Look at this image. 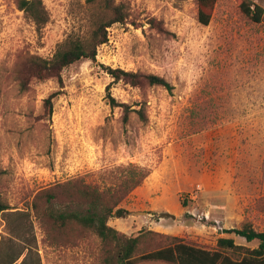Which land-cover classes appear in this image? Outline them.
<instances>
[{
    "label": "rangeland",
    "instance_id": "rangeland-1",
    "mask_svg": "<svg viewBox=\"0 0 264 264\" xmlns=\"http://www.w3.org/2000/svg\"><path fill=\"white\" fill-rule=\"evenodd\" d=\"M43 2L50 20L40 31L17 0H0V264H105L113 244L49 214L85 206L63 184L106 191L129 166L150 174L114 195L129 213L108 223L141 236L139 253L177 240L215 250L222 237L258 247L224 230L264 231V17H247L239 0H216L208 24L198 0H116L127 5L126 21L109 28L96 60L65 68L61 85L29 74L26 58L88 37L104 14L98 0ZM109 67L157 74L174 88L112 83ZM110 84L118 102L141 113L125 122L124 109L109 104ZM54 92L48 119L44 101ZM48 192L59 197L49 201Z\"/></svg>",
    "mask_w": 264,
    "mask_h": 264
},
{
    "label": "trees",
    "instance_id": "trees-1",
    "mask_svg": "<svg viewBox=\"0 0 264 264\" xmlns=\"http://www.w3.org/2000/svg\"><path fill=\"white\" fill-rule=\"evenodd\" d=\"M216 0H198V19L203 24H208L211 19V9ZM103 11L99 16L90 35L86 38L70 35L66 40L58 44L55 53L51 57L29 55L26 58L28 73L40 81L55 79L63 84V71L68 66L81 60H96L98 48L108 42L109 28L115 23H124L129 15L125 3H117L116 0H98ZM243 13L255 22H261L264 17V7L255 4L251 0H239ZM17 6L25 16L31 20L38 30H42L50 20V13L43 0H17ZM156 22V21H155ZM154 22V23H155ZM107 72L113 78L112 83L124 81L132 86H140L143 83L151 86H163L172 91L174 86L163 76L153 73H141L127 71L122 68H107ZM27 74L20 76L22 86L28 85ZM111 83V84H112ZM111 84L107 87L109 104L124 109V121L129 119L131 107L123 102H118L111 92ZM56 94H50L44 101V117L50 119L54 112V99ZM150 174V171L140 166H129V175L119 185L101 190L96 185L73 186V181L63 184L65 195L71 199L78 198L85 206L74 209H59L51 212L49 216L60 226L76 223L87 230L96 233L105 246L114 245L105 264H138L142 261L161 260L173 264H264V231H258L248 224L241 228L224 230L227 233H235L251 242L257 240L258 247L250 248L235 243L233 238H219L218 248L206 249L193 244L177 240L172 244L152 251L139 253L141 236L128 237L110 226L111 217H123L128 214L125 208H116L122 197L116 199L114 195H126L139 186ZM48 200L59 197L57 193L48 192ZM115 199V200H114ZM7 209L0 206V211ZM233 250L241 255L234 258L227 250Z\"/></svg>",
    "mask_w": 264,
    "mask_h": 264
}]
</instances>
